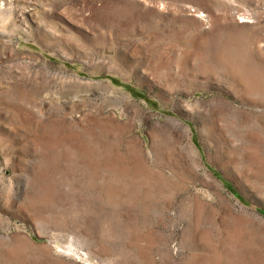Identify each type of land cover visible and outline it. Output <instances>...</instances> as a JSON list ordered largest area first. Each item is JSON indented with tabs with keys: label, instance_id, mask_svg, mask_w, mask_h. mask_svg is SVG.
<instances>
[{
	"label": "rangeland",
	"instance_id": "1",
	"mask_svg": "<svg viewBox=\"0 0 264 264\" xmlns=\"http://www.w3.org/2000/svg\"><path fill=\"white\" fill-rule=\"evenodd\" d=\"M0 264H264V0H0Z\"/></svg>",
	"mask_w": 264,
	"mask_h": 264
}]
</instances>
